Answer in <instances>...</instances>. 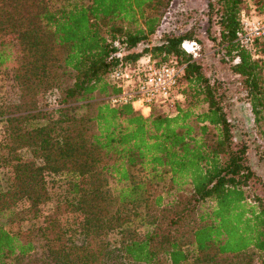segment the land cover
I'll list each match as a JSON object with an SVG mask.
<instances>
[{"label":"trees","instance_id":"obj_1","mask_svg":"<svg viewBox=\"0 0 264 264\" xmlns=\"http://www.w3.org/2000/svg\"><path fill=\"white\" fill-rule=\"evenodd\" d=\"M172 2L0 0V77L11 70L20 88L18 103L0 96V264H264L249 147L223 83L183 48L199 45L198 33L164 31L152 43ZM250 11L264 14V0H208L206 15L264 141V40H239ZM143 58L184 67L173 113L105 100L119 93L118 64ZM53 176L67 194L24 229L52 200Z\"/></svg>","mask_w":264,"mask_h":264},{"label":"rangeland","instance_id":"obj_2","mask_svg":"<svg viewBox=\"0 0 264 264\" xmlns=\"http://www.w3.org/2000/svg\"><path fill=\"white\" fill-rule=\"evenodd\" d=\"M207 11L208 0H173L160 30L152 37V43H158L164 31L183 32L194 26V30L200 39L194 58L202 66L206 76L223 83V89L226 91V110L228 117L234 123L236 139L249 147L248 163L255 172L256 178L249 183L248 202L251 205H257L254 201L259 199L264 204V141L260 136L259 128L254 123L250 106L246 102L242 78L236 76L230 65L224 60L221 46L218 44L220 39L219 27L214 21L211 24L208 23ZM186 16L189 17L186 18ZM209 27L210 31L208 32ZM177 94L176 92L174 100L177 99ZM0 96L9 104L18 103L20 100V88L11 70L0 77ZM101 99L103 97H99V100ZM173 106L174 103L168 104L163 106L161 110L173 113ZM168 184L167 179L158 187V191L163 195L166 204L175 199V192L167 191ZM111 187L116 192L115 194H118L121 185L118 186L115 181H111ZM49 188L52 200L42 206V217L31 222L24 221L21 224L24 229L32 225L43 224L44 216L49 215L57 202L62 200L68 192L64 180L60 177H51ZM24 207V204H21L18 209L21 210ZM1 222L5 223L6 226L8 225L5 220Z\"/></svg>","mask_w":264,"mask_h":264},{"label":"built area","instance_id":"obj_3","mask_svg":"<svg viewBox=\"0 0 264 264\" xmlns=\"http://www.w3.org/2000/svg\"><path fill=\"white\" fill-rule=\"evenodd\" d=\"M239 40L249 49L264 40V14L256 11L242 14ZM115 46L121 47L119 43H115ZM197 47L195 42L183 45L186 52L191 54H195ZM117 56L122 58L123 50ZM183 70L184 67L172 64L156 65L150 58H143L136 65L121 61L111 75V81L119 88V93L110 96L107 101L112 107L132 105L136 111L149 116L153 108L174 103Z\"/></svg>","mask_w":264,"mask_h":264}]
</instances>
